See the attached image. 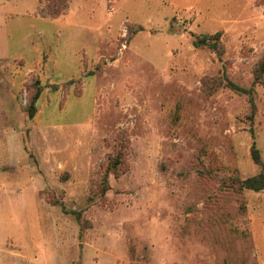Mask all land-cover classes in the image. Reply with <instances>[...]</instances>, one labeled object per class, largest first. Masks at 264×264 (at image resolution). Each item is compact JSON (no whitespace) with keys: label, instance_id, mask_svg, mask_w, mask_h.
<instances>
[{"label":"rangeland","instance_id":"1","mask_svg":"<svg viewBox=\"0 0 264 264\" xmlns=\"http://www.w3.org/2000/svg\"><path fill=\"white\" fill-rule=\"evenodd\" d=\"M23 1L0 0V264H264V190L238 182L253 144L264 164V0H68L56 18L25 0L49 21L78 2L88 33L48 26V46L33 16L6 19ZM216 33L221 56L193 45ZM226 77L253 89L252 120L247 94L208 93Z\"/></svg>","mask_w":264,"mask_h":264},{"label":"trees","instance_id":"2","mask_svg":"<svg viewBox=\"0 0 264 264\" xmlns=\"http://www.w3.org/2000/svg\"><path fill=\"white\" fill-rule=\"evenodd\" d=\"M67 2H68V0H48L49 6L44 7V8H40L39 14L42 17L50 16L52 18H56V17L62 15L63 11L67 9V7H68ZM60 4H61V6H59ZM139 31H142L141 27L138 28L137 32H139ZM133 34H136V32H134ZM220 37H221V35L219 33H216V34L211 35V36H204L201 39H196V41H194L193 45L195 47H200V46L208 47L210 50H212L218 56H221L223 54L224 50H223V46L220 42ZM224 80H225V84H223V82H221L219 80L214 79L212 81L213 88H212V90H209L208 93L214 94L220 88L227 87L231 90L247 94L249 105H250V119L252 120L253 116L256 112V105H255V102L253 99V94H252L253 89L252 88H250L248 90L243 89V88L237 86L236 84H234L233 82L229 81L227 77ZM253 84L254 85H264V56L257 63V65L254 67ZM38 96H39L38 94H36L34 96V98L32 99V103H30V105L27 109V113L30 117H33V115L36 112L35 107H34V102L38 99ZM250 154H251V158H252L253 162L259 166V172L257 175H255L253 177H249V178H246L244 180L238 181L239 182V188H241L243 190L245 189V190L254 191V192L263 191L264 190V164L260 159V154H259L257 148L255 147V144L252 145ZM116 167H117V162H112V165L110 164V166H108L107 170H110V169L115 170ZM105 190L106 189L104 188L103 191H105ZM72 214L75 215L77 217V219H79V216H80L79 214H77V213H72Z\"/></svg>","mask_w":264,"mask_h":264},{"label":"crops","instance_id":"3","mask_svg":"<svg viewBox=\"0 0 264 264\" xmlns=\"http://www.w3.org/2000/svg\"><path fill=\"white\" fill-rule=\"evenodd\" d=\"M78 1H81V0H78ZM24 2H25V0L23 1V3L21 2L22 5H21V3L18 4L19 7H18V5L15 6V8H18V9H20L22 11V15L23 16H17V15H13V14L11 15V13H8L6 15V19H10V17H12V16L16 17V18H18V17H22L23 18V17L33 16L35 18V20H37L40 23V25H41L40 28L38 29L39 30L38 31L39 34H38V37L36 39V40H39V44L38 45H42V44L44 46H48L49 45V42L52 39V36L50 35V32H48L46 30L48 26H53V28H56V31L60 30L63 34H65V37H67V35H68V36H70V38L74 37V34L78 35V34L83 33V31H86V33H88V30L85 27H83V25H81V24L79 25V24H76L74 22V17H76L77 15L75 16V15H72V14H75V11H78V12L80 11V8L78 6V2H71L70 3L69 8H68V11H70V15L68 16V18H70L69 20L56 19V20H52V21H49L48 19H45V18H41L40 16H38L37 13H35L37 11V7H38L37 3H35L32 6H29V5L27 6L26 3H24ZM3 6L6 7V5H3ZM7 34H8V32H7ZM7 37H8V35H7ZM6 42L8 44L7 39H6ZM29 45L34 47V45L36 46L37 43L34 40V41H32V43H28V46ZM61 46H59L56 50H58V51L62 50ZM82 49H80L81 52H83ZM77 53H78V51H77ZM33 54H34V51L32 50L30 55H33ZM79 55L75 54L74 57L72 58L68 54V55H66L65 58L63 57L64 59H62L61 65H63V63L65 64L66 60H69L68 62H70V60H72V63H70V65H71V67L73 65V72H71V73L67 72V73L61 74L62 76L65 75L66 77H68L70 79L82 78L81 73L84 70V66H83L82 61H80V59H79ZM81 56H82V53H81ZM10 58H12V56H10L8 53H6L5 59L9 60ZM81 60H82V58H81ZM56 67L59 68V66H56ZM68 69H69V67H68ZM82 89H84V91H85L84 86H82ZM84 95H85V93L84 94L82 93L81 97H77V96H74V95L70 96V97L67 96L66 102L82 101V100H84L83 99ZM41 100H42V97L40 98L39 102H41ZM18 131H19V129L17 127H14L13 129L10 128L9 130L4 131L3 136H4V141H5V147L8 145L7 141L13 140L14 138L19 136V132ZM7 168H8L7 171H5L4 169L0 168V176H1V179H3V181H7V183H9V181L11 182V177H9L10 172L11 171L14 172V169L10 165ZM9 170H10V172H9ZM10 176H12V175H10ZM0 181H2V180H0ZM33 181L34 180H32L31 183ZM2 185H3V183H2Z\"/></svg>","mask_w":264,"mask_h":264}]
</instances>
